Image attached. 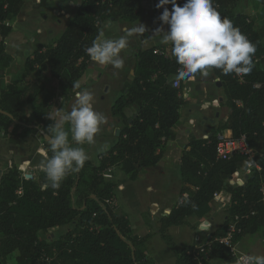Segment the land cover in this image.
Returning a JSON list of instances; mask_svg holds the SVG:
<instances>
[{
    "label": "trees",
    "instance_id": "trees-1",
    "mask_svg": "<svg viewBox=\"0 0 264 264\" xmlns=\"http://www.w3.org/2000/svg\"><path fill=\"white\" fill-rule=\"evenodd\" d=\"M50 1L39 0V7L47 8ZM240 1L213 0V6L256 46L252 71L227 75L219 69L211 72L223 90L219 105L228 108L220 131L230 130L233 139L244 137L254 156L217 159V130L207 138L189 136L179 156V199L159 220L160 237L170 247L177 264H197L195 256L201 264L213 259L234 264L229 250L220 243L213 242L206 254L195 255V245L178 248L165 234L168 228L184 225L190 217L206 216L211 202L221 192L230 196L229 220L225 224L238 218L236 228L240 232L232 241L261 234L264 250V199L260 193L264 182V24L255 27L249 14L238 13ZM177 2L182 5L185 0ZM24 3L25 0H0V76L7 78L5 83L0 79V133L10 143L46 128V108L51 99L40 98L36 86L23 96L16 79L7 74L12 57L5 51L4 40L13 29L4 22L17 17ZM168 7L171 10V5ZM162 11L156 9L158 18ZM141 14L140 0H82L56 40L40 45L26 57L21 70L29 73L47 68L60 86L75 85L95 65L85 49L101 37L106 24L118 20L135 23ZM179 67L170 44L160 48L147 42L138 49L132 80L123 85L110 108L121 124L115 144L100 155L97 165L88 160L79 172L69 174L58 189L49 186L43 171L25 179L16 166H11L1 174L0 264H6L13 253H17L15 264H156L145 253L147 237L132 233L127 215L116 207L115 184L104 180L102 174L119 168L134 181L140 170L160 161L162 148L175 140L181 109L188 106L185 81L177 87L172 84ZM133 107L135 110L127 116L126 109ZM45 135L48 136L47 131ZM43 146L50 157V144L44 142ZM249 164L250 173L246 175ZM235 173L243 174L242 183H229ZM62 228L66 229L58 237L39 238L41 232ZM223 234L217 230L209 234L208 240Z\"/></svg>",
    "mask_w": 264,
    "mask_h": 264
},
{
    "label": "clouds",
    "instance_id": "clouds-1",
    "mask_svg": "<svg viewBox=\"0 0 264 264\" xmlns=\"http://www.w3.org/2000/svg\"><path fill=\"white\" fill-rule=\"evenodd\" d=\"M156 8L163 11L158 18L161 27L155 33L161 34L163 44L171 45V54L180 66L178 79L191 81L197 74L207 77L211 69L225 75L252 71L256 46L231 20L221 17L213 0H185L182 5L177 0H158ZM163 25H167V31ZM145 31V25L139 24L116 39L98 38L85 52L100 65L122 69L125 60L121 53L129 48V37ZM57 115L58 121L47 117L53 122L46 129L52 155L38 165L52 189H58L70 173L84 167L90 158L84 145H93L107 122L106 116L95 110L94 95L87 88L76 93L70 111L59 109ZM244 259L245 264H264V255Z\"/></svg>",
    "mask_w": 264,
    "mask_h": 264
},
{
    "label": "crops",
    "instance_id": "crops-1",
    "mask_svg": "<svg viewBox=\"0 0 264 264\" xmlns=\"http://www.w3.org/2000/svg\"><path fill=\"white\" fill-rule=\"evenodd\" d=\"M81 1L82 0H51L47 8L43 9L39 7V0H25L24 6L18 16L10 20L13 32L4 41L5 51L9 54L14 48L23 49L24 46H21L19 43L20 41L23 42L29 33L34 34L33 41L35 38H37V40H45L47 38V36L44 37L41 35V32L49 27L47 21L48 15L45 16L41 14L40 16V12L44 13L46 9H51V14L58 15L61 13L67 17L66 19H71L73 17L72 14L76 12ZM140 3L142 6V14L140 19L134 23V27L138 26L139 22L147 17L148 9L153 8L155 1L140 0ZM237 12L249 14L255 27L264 24V5L261 4V0H241L238 4ZM40 19H42L43 22ZM13 22L18 24V28H16V26L14 27L15 30L13 28ZM48 33L52 34V31L49 29ZM158 34L157 36L153 35L152 37H148L147 41H153L156 46H162L160 43L161 38H158L161 34ZM133 36H136L138 40L141 41L136 48L137 52L138 49L143 46V38L139 33H136L130 36L129 39L133 38ZM15 40H18L19 43L14 44L13 42ZM163 46L167 45L163 44ZM29 48L32 49L33 45L29 44ZM13 54L16 55L18 53ZM262 66L264 69V61ZM184 89L188 106L180 111V119L174 129L175 140L168 143L164 148L160 161L154 167L147 168L150 172L153 171L155 174L149 178L138 177L134 181L128 178L127 180L123 179L116 183L115 188L117 209L127 215L134 235L139 238L147 237V241L145 242V253L148 258L156 264H177L176 258L170 247L160 237L159 220L163 215H167L170 212V209L179 199L180 179L178 175V166L182 149L186 145L190 135L195 138H202L195 136L192 130H189L188 119H191L192 115L197 111H201L203 114L207 112L208 116L205 115V120H209L211 131L217 130L220 133H224L227 137L232 136L230 130L220 131L219 129L220 125L225 123L226 116L221 121V124H219L218 121V112L214 113L215 118L210 117L213 108L224 107L219 105L222 101L223 90L220 83L213 76L211 70L207 77L197 74L194 80H185ZM185 113H187V115H185ZM181 128L185 129L184 132H182L183 135L180 134ZM173 158L177 160V164L174 163L172 160ZM173 167L175 168L174 172L171 170ZM239 176L240 173H238L237 178ZM223 204L230 205V196L225 192H221L214 198L210 204L211 209L206 216L201 219L190 217L184 225L168 228L165 234L172 239L173 243L178 248L191 245L196 246L201 241H206L209 234L212 233L211 231L215 230L213 227L215 226L216 216L220 211L226 210L222 209L223 207L221 206ZM242 239V243L251 244L250 242L253 238H249V241H247L245 237ZM248 252H254V255H264V250L261 245L259 248H251V252ZM219 263L222 262L216 259L212 260L209 264Z\"/></svg>",
    "mask_w": 264,
    "mask_h": 264
},
{
    "label": "rangeland",
    "instance_id": "rangeland-1",
    "mask_svg": "<svg viewBox=\"0 0 264 264\" xmlns=\"http://www.w3.org/2000/svg\"><path fill=\"white\" fill-rule=\"evenodd\" d=\"M51 9H46V12H40L43 15H48L47 21L49 23V27L42 30L41 35L44 37L47 36L45 40H37L35 38L34 41L31 42V39H34V34H30L26 37L25 40L18 42L15 40L14 44H21L24 48L16 49L14 48L13 51L9 53L12 57V63L10 67L7 69V74H9L12 79H16L17 85L22 93L23 96H26L28 91L32 86H36L40 89V98L50 96L51 99L47 104V117L51 116L55 120L58 121L59 117L57 115V110L62 109L63 111H70L71 107L75 102L76 93L84 88L90 90L94 95V108L96 111L103 113L106 118L107 122L102 125V130L100 133L97 134L95 137V143L93 145H84L86 151L89 154V161L93 165H97L99 161V157L102 153L110 149L116 142V130L120 131L121 124L120 118L115 117L111 114L110 108L113 105L116 98L120 95L121 89L123 85L126 83H130L133 77V68H134V61L136 56V48L138 47L141 41L138 38L133 36V38L129 39L130 44L129 48L124 50L121 55L124 57L125 63L122 69L115 70L111 65H100L95 62V65L92 68H89L85 71L82 75L81 79L77 82V84H71L67 87H62L58 84V82L53 79L50 75L49 70L36 68L34 71L29 73L22 72V66L26 57L31 56L33 52L40 47V45H49L53 43L58 35L63 31L71 19H66L67 17L63 14L59 13L58 15H53L50 13ZM74 14H72L73 16ZM71 16V17H72ZM44 17V16H43ZM41 18V17H40ZM42 20V19H40ZM43 22V20H42ZM139 24H143L146 27V31L143 33H139L143 38V45L147 43V38L159 35L155 33V30L161 26V22L158 20L156 9H148L147 17L143 18ZM138 24V25H139ZM16 26L18 28V24L13 22V28ZM134 28V23H126L124 21H109L103 30V36L100 38H109V39H116L121 35L126 34L129 30ZM165 31H167V25H163ZM52 31V34L48 33V30ZM15 30V28H14ZM161 38V35L158 38ZM5 41V40H4ZM154 44L153 41H150ZM43 43V44H42ZM162 46L164 47L163 43L160 41ZM29 44L33 45V48H29ZM155 45V44H154ZM18 53V54H13ZM0 79L5 80L7 78ZM183 82L185 80H182ZM203 107V106H202ZM204 108V107H203ZM57 109V110H56ZM27 116H30L29 107L26 108ZM135 107L126 109L125 113L127 116H130ZM218 112V121L221 124V121L225 118L228 113L227 107H219L213 108V112L211 113L210 117H214V113ZM187 115V113H185ZM205 115L208 116L207 112L203 114L201 111H197L194 115H192L191 119H188L189 130H192V133L195 136L199 137H208L211 133L210 122L209 120H205ZM53 122L48 119V123L45 129H39L38 132L34 135H28L24 139L19 140L15 143L8 142L4 137L3 134L0 133V176L4 173L9 167L16 166L17 169L23 174H27L28 176H37L40 171H42L38 165L40 164L41 160L48 158L47 153L45 151L43 143L48 142V136L45 135L46 129L52 124ZM185 129H180V134L183 135ZM192 136V135H190ZM166 144L162 150L167 146ZM175 164H177V160L175 158L172 159ZM172 172L175 171L173 167ZM155 173L153 171L150 172L149 169L145 168L140 170L137 173V178H149L152 177ZM72 173H70V176ZM112 178L109 182L114 183L116 187V183L122 181L123 179L127 180V176H125L119 168H113L111 171ZM243 181V174L240 173V176L234 180L235 184L242 183ZM179 197V196H178ZM116 204V200H115ZM117 207V206H116ZM222 209H226L224 211H220V213L216 216L215 219V226L211 232L214 233L215 231H219V233L223 234L225 229L229 223L225 224V221L228 219L227 209L229 207L228 204L222 205ZM229 220V219H228ZM66 228L62 229H52L47 232L39 233V238L46 240L50 235L58 237L61 235ZM211 234V233H210ZM247 241L249 238H253L251 240V244L242 243L241 239L237 242V248L240 251L248 253L250 255H254L251 252V248H259L260 245L262 246V237L261 234L253 235V236H246ZM203 242L201 241L198 245H201ZM263 248V246H262ZM17 253H13L7 258L6 264H14V259L16 258ZM216 260V259H213ZM212 261V260H211ZM210 261V262H211ZM209 262V263H210ZM222 262V261H221ZM219 264H224L219 263Z\"/></svg>",
    "mask_w": 264,
    "mask_h": 264
},
{
    "label": "built area",
    "instance_id": "built-area-1",
    "mask_svg": "<svg viewBox=\"0 0 264 264\" xmlns=\"http://www.w3.org/2000/svg\"><path fill=\"white\" fill-rule=\"evenodd\" d=\"M158 3V1H155L153 8H156V4ZM5 26H11L10 21H5L4 22ZM0 41H2V38L0 37ZM33 40L31 39V42ZM178 72V70H177ZM177 72L174 75L173 79H172V84L173 86L177 87L179 85V83L182 81L180 79H178L177 76ZM207 138V137H205ZM216 140H217V145H216V157L217 159H221V160H228L230 159L232 156L234 155H242V156H248L250 159L253 158L254 154L251 152V150L246 146L244 137H240L238 139H233L232 136L231 137H227L224 135V133H220L218 132L216 135ZM251 163H253V161L251 160ZM250 164L248 165V168L246 169L245 174H249L250 173ZM238 173H235L229 180L230 184H235L234 180L237 178ZM23 177L25 179H28V175L23 173ZM30 178L32 176H29ZM102 177L104 178V180L106 181H110L112 178L111 175V170H107L102 174ZM235 178V179H234ZM260 193L262 195V198L264 199V182L261 183L260 185ZM237 217L232 218L223 235L214 238L213 240H208V238L206 239V241H204L201 245H196L195 246V251H197L195 253V255H197L198 252L200 253H204L206 254L207 252V248H209L210 244L213 242H217L222 244L224 247H226L229 250V253L231 254L234 264H245V256H248L250 254L245 253L243 251L238 250L237 248V242H233V236L237 233L240 232L239 229L236 228V222H237ZM194 260L197 262V264H201V259H198L196 256L194 257Z\"/></svg>",
    "mask_w": 264,
    "mask_h": 264
},
{
    "label": "water",
    "instance_id": "water-1",
    "mask_svg": "<svg viewBox=\"0 0 264 264\" xmlns=\"http://www.w3.org/2000/svg\"><path fill=\"white\" fill-rule=\"evenodd\" d=\"M118 135H119V131L118 130H116V136L118 137ZM30 177L28 176V179H29Z\"/></svg>",
    "mask_w": 264,
    "mask_h": 264
},
{
    "label": "bare ground",
    "instance_id": "bare-ground-1",
    "mask_svg": "<svg viewBox=\"0 0 264 264\" xmlns=\"http://www.w3.org/2000/svg\"><path fill=\"white\" fill-rule=\"evenodd\" d=\"M162 52V51H161Z\"/></svg>",
    "mask_w": 264,
    "mask_h": 264
}]
</instances>
